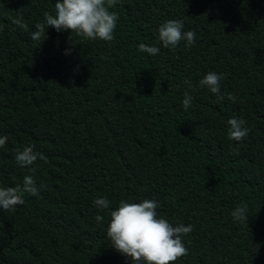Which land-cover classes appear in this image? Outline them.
<instances>
[{"label":"trees","instance_id":"trees-1","mask_svg":"<svg viewBox=\"0 0 264 264\" xmlns=\"http://www.w3.org/2000/svg\"><path fill=\"white\" fill-rule=\"evenodd\" d=\"M56 2L0 0V187L33 175L38 188L0 209V264H132L107 227L121 200L145 199L194 226L175 264H264V0H118L111 42L54 27L33 41ZM170 19L196 33L192 46L158 42ZM208 72L226 77L219 96L200 85ZM233 118L249 130L240 142ZM29 145L45 159L20 167Z\"/></svg>","mask_w":264,"mask_h":264},{"label":"clouds","instance_id":"clouds-1","mask_svg":"<svg viewBox=\"0 0 264 264\" xmlns=\"http://www.w3.org/2000/svg\"><path fill=\"white\" fill-rule=\"evenodd\" d=\"M118 0H57L55 3V14L44 13V23H37L35 31L31 34L33 41H39L44 35L45 28L54 27L57 32L68 31L87 40L100 39L111 42L115 39L114 31L117 27L119 16L115 11ZM17 26L26 29L27 25L21 20H13ZM182 20H168L158 29V42L164 48L175 49L179 43L186 41L185 46L195 43L196 33L194 31L184 32ZM70 43L75 47L76 42L72 36ZM139 50L150 55L159 53L157 46L139 45ZM71 48L65 51L70 54ZM224 74L208 72L200 80L202 87H207L212 93L220 95L221 81L225 79ZM220 96V99H223ZM229 100L235 101V97L228 95ZM193 97L185 92L182 106L185 110L191 107ZM245 121L233 118L228 121L230 125L228 137L237 142L242 141L248 135V129L244 127ZM7 142V137H0V148ZM34 145L18 149L15 159L20 167H30L45 157L36 152ZM34 172L35 169L32 168ZM38 195L36 180L33 175H25L23 186L0 187V209L14 211L16 206L23 205L25 200L23 194ZM109 200L106 197L94 201L97 208L104 210L109 208ZM160 207L155 199H145L140 203H129L121 200L119 207L111 211L110 222L107 227V237L112 246L122 255L129 257L132 264H175L180 258L189 254L188 248L183 242V237L194 230V226L177 224L173 226L167 219L159 216L157 209ZM247 205L238 206L232 216L235 220L245 223L248 220ZM97 223L103 222V216H96Z\"/></svg>","mask_w":264,"mask_h":264}]
</instances>
